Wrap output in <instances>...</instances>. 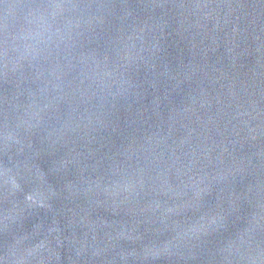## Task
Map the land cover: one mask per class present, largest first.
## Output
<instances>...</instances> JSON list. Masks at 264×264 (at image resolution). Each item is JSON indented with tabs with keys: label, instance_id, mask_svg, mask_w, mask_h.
I'll use <instances>...</instances> for the list:
<instances>
[{
	"label": "water",
	"instance_id": "water-1",
	"mask_svg": "<svg viewBox=\"0 0 264 264\" xmlns=\"http://www.w3.org/2000/svg\"><path fill=\"white\" fill-rule=\"evenodd\" d=\"M0 264H264V0H0Z\"/></svg>",
	"mask_w": 264,
	"mask_h": 264
}]
</instances>
